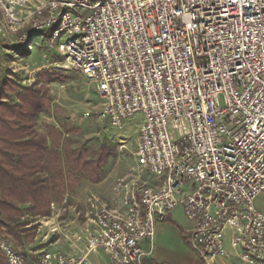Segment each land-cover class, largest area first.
Returning <instances> with one entry per match:
<instances>
[{
    "label": "built area",
    "instance_id": "1",
    "mask_svg": "<svg viewBox=\"0 0 264 264\" xmlns=\"http://www.w3.org/2000/svg\"><path fill=\"white\" fill-rule=\"evenodd\" d=\"M33 1L0 0V24L16 34L30 24L23 43L49 31L65 67L95 84L101 119L144 117L114 204L88 198L73 234L85 250L26 256L0 231L7 264H94L97 250L110 264H144L158 221L178 207L204 264H264V0Z\"/></svg>",
    "mask_w": 264,
    "mask_h": 264
},
{
    "label": "rangeland",
    "instance_id": "2",
    "mask_svg": "<svg viewBox=\"0 0 264 264\" xmlns=\"http://www.w3.org/2000/svg\"><path fill=\"white\" fill-rule=\"evenodd\" d=\"M40 1L34 0L31 9ZM85 14H90V11L86 10ZM30 28L27 24L16 34L9 32L4 23L0 24V87L2 82L14 80L20 87L42 92L41 95L49 103V110L40 113L36 129L47 133L51 125L57 126L63 132L62 143L69 144L73 149H84V155L89 160L101 152L105 175L116 176L114 182L117 183L136 164L139 127L144 115L138 113L126 119L121 127H114L101 119V99L92 80L65 67V56L47 42L49 31L37 35L32 43H23L20 36ZM47 74L55 77L51 79ZM4 86L3 92L0 88V100L18 104L21 99L17 93ZM78 179L75 186L68 190L64 201L51 206L50 216L27 213L23 217L22 221L27 223L25 229L29 231L22 232L25 238L23 245L17 243L7 228L0 231L9 235L26 256H30V249H61L72 254L71 246L75 243L72 235L86 227L88 222L89 196L100 195L105 201L111 198L106 188H97L95 179L86 175ZM255 206L264 212V191L257 197ZM174 232L177 233L176 228ZM27 235H30L29 239Z\"/></svg>",
    "mask_w": 264,
    "mask_h": 264
},
{
    "label": "trees",
    "instance_id": "3",
    "mask_svg": "<svg viewBox=\"0 0 264 264\" xmlns=\"http://www.w3.org/2000/svg\"><path fill=\"white\" fill-rule=\"evenodd\" d=\"M4 85L21 101L10 104L0 100V230L7 228L23 245L22 232L28 231L23 217L27 213L50 216L52 203L63 202L82 175L101 180L104 158L100 152L89 160L84 149L62 143L63 132L55 125L47 133L38 131L37 118L49 110L45 96L39 90L18 86L14 80L2 82V92ZM0 264H7L1 250Z\"/></svg>",
    "mask_w": 264,
    "mask_h": 264
},
{
    "label": "crops",
    "instance_id": "4",
    "mask_svg": "<svg viewBox=\"0 0 264 264\" xmlns=\"http://www.w3.org/2000/svg\"><path fill=\"white\" fill-rule=\"evenodd\" d=\"M116 176L104 175L101 180L96 181L97 188H106L109 191L111 198L106 201L109 204H114L113 187ZM100 197V195H98ZM104 200L102 197H100ZM105 201V200H104ZM55 202L52 203L54 205ZM184 216V218L182 217ZM183 218V219H182ZM177 229V233L174 229ZM191 228L190 221L186 218L182 207L177 208L166 219L158 221L155 237V249L151 256H148L144 264H202L199 255L189 246L188 235ZM186 234V239L183 232ZM72 241L75 243L71 246L73 253H81L86 248V242L76 241L72 235ZM147 245V243H146ZM229 246V245H228ZM231 250V247L229 246ZM38 250H29L32 256ZM91 259L94 264H110L109 255L103 250H97L91 254ZM213 264H240L234 257H221Z\"/></svg>",
    "mask_w": 264,
    "mask_h": 264
}]
</instances>
